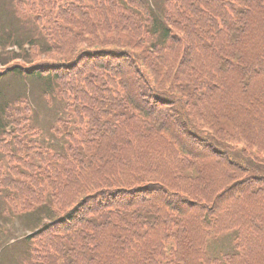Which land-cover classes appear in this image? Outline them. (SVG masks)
<instances>
[{
  "label": "trees",
  "instance_id": "1",
  "mask_svg": "<svg viewBox=\"0 0 264 264\" xmlns=\"http://www.w3.org/2000/svg\"><path fill=\"white\" fill-rule=\"evenodd\" d=\"M16 6L38 31L0 35V82L24 90L0 93V186L46 213L29 264H264V0ZM37 85L64 153L37 139Z\"/></svg>",
  "mask_w": 264,
  "mask_h": 264
},
{
  "label": "rangeland",
  "instance_id": "2",
  "mask_svg": "<svg viewBox=\"0 0 264 264\" xmlns=\"http://www.w3.org/2000/svg\"><path fill=\"white\" fill-rule=\"evenodd\" d=\"M147 1L160 15H163L167 0ZM14 26L16 27L13 28ZM11 28L16 31L21 30V33L27 31L37 33L38 31V27L33 21L29 20V17L27 20L20 19L16 0H0V35ZM24 47L29 48L28 44L24 45ZM9 49H17V47L14 46L7 50ZM0 51H2L1 48ZM17 78L1 80L0 93L5 96L4 98L13 100L24 93L23 87L19 84ZM29 95L35 108L32 124L41 131V135L37 137L38 141L42 147L50 151L64 153L67 141L63 137L57 136L52 129V127L57 125L58 119H68L64 103L56 95L52 97L43 96L39 85L34 86ZM0 162L8 168L7 158L2 152H0ZM6 195L7 192L0 186V264H29L32 254L27 237L32 231L39 228L43 222L48 221L46 213L40 211L28 214H15L6 201ZM233 240L234 235L232 233L220 236L212 243L211 252L214 255L232 252Z\"/></svg>",
  "mask_w": 264,
  "mask_h": 264
}]
</instances>
